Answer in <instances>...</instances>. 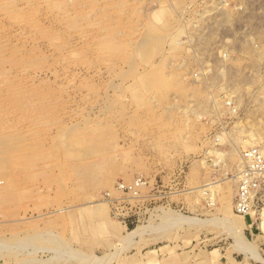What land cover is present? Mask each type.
Wrapping results in <instances>:
<instances>
[{
    "label": "rangeland",
    "instance_id": "1",
    "mask_svg": "<svg viewBox=\"0 0 264 264\" xmlns=\"http://www.w3.org/2000/svg\"><path fill=\"white\" fill-rule=\"evenodd\" d=\"M250 134L264 0H0V264H90L126 229L247 249Z\"/></svg>",
    "mask_w": 264,
    "mask_h": 264
},
{
    "label": "crops",
    "instance_id": "2",
    "mask_svg": "<svg viewBox=\"0 0 264 264\" xmlns=\"http://www.w3.org/2000/svg\"><path fill=\"white\" fill-rule=\"evenodd\" d=\"M243 219L242 240L249 244L247 249L239 245L231 249L223 242L211 249L202 245L194 248V242L185 249L179 248L182 245L179 242L164 248L167 244L157 241L147 244L126 229L121 237H108L99 243L90 264H179L178 260H186L182 264H264V208Z\"/></svg>",
    "mask_w": 264,
    "mask_h": 264
},
{
    "label": "built area",
    "instance_id": "3",
    "mask_svg": "<svg viewBox=\"0 0 264 264\" xmlns=\"http://www.w3.org/2000/svg\"><path fill=\"white\" fill-rule=\"evenodd\" d=\"M242 156L243 166L236 175L234 211L238 215L247 216L264 208V151L257 146L249 147L243 151ZM145 184L143 178H139L131 183L119 182L118 188L125 193L134 194Z\"/></svg>",
    "mask_w": 264,
    "mask_h": 264
},
{
    "label": "bare ground",
    "instance_id": "4",
    "mask_svg": "<svg viewBox=\"0 0 264 264\" xmlns=\"http://www.w3.org/2000/svg\"><path fill=\"white\" fill-rule=\"evenodd\" d=\"M234 100V99H233ZM239 101V100H238ZM232 102V101H231ZM234 102V101H233ZM237 103V102H236ZM233 109H234V107H232ZM232 109V110H233ZM258 137H255L253 134H250L249 136H248V138L247 139H244L243 141H241V142H243L246 146L248 145V148L249 147H252V146H254L255 144H257L258 143ZM260 141V140H259ZM264 146V145H263ZM262 146V147H263ZM255 147V146H254ZM257 147H259L262 151H264V148H262V147H260V146H257ZM244 151V150H243ZM243 153V152H242ZM221 157H222V155H221ZM241 160V159H240ZM242 162H243V156H242ZM236 178V177H235ZM235 181H236V179H235ZM212 187V186H211ZM235 194H236V192H235ZM176 213V212H175ZM175 215H177V214H175ZM174 216V215H173ZM175 217V216H174ZM176 217H178V218H176L177 219V221H179V220H188V218H186V217H179L178 215L176 216ZM173 220H174V218H173ZM169 222V221H168ZM176 223V222H175ZM178 223V222H177ZM171 224V223H170ZM137 231H140V228L138 229V230H136V232ZM237 234H239V233H237ZM245 246H247L246 248H248L249 247V245L248 244H245ZM250 248V247H249ZM257 255V254H256Z\"/></svg>",
    "mask_w": 264,
    "mask_h": 264
}]
</instances>
